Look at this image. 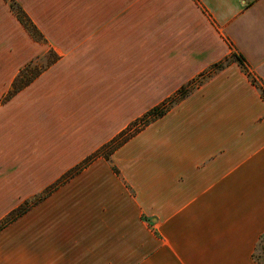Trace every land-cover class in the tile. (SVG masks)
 <instances>
[{
	"label": "crops",
	"instance_id": "crops-1",
	"mask_svg": "<svg viewBox=\"0 0 264 264\" xmlns=\"http://www.w3.org/2000/svg\"><path fill=\"white\" fill-rule=\"evenodd\" d=\"M16 1L48 45L0 0L7 90L50 48L60 60L0 107V225L132 123L96 119L148 39L171 48L178 82L167 98L233 53L264 88V0ZM112 165L119 176L100 158L2 229L0 264H264L253 258L264 238V99L238 64Z\"/></svg>",
	"mask_w": 264,
	"mask_h": 264
},
{
	"label": "trees",
	"instance_id": "trees-1",
	"mask_svg": "<svg viewBox=\"0 0 264 264\" xmlns=\"http://www.w3.org/2000/svg\"><path fill=\"white\" fill-rule=\"evenodd\" d=\"M4 1L8 4L10 11L15 16L19 24L22 26L24 31L28 34V36L35 43H38L40 45H48V41L46 40L42 32L38 29V27L35 25V23L32 21L30 16L22 8V6L16 0ZM59 60L60 56L52 48H50L45 54L40 55L31 60L28 64H26L19 70V73L14 78L11 87L1 98V104L5 105L10 102L21 91L31 85L44 71L56 64ZM232 64H238L243 73L248 77L250 82L253 85H258L256 79L249 72L244 58L235 53L231 54L222 62L214 64L205 72L200 74L197 78L191 80L190 82L182 86L173 95L164 100L160 105L152 108L141 118L132 122L112 141L105 144L93 155L86 158L79 165L75 166L70 171H68L56 183L47 188L38 197L31 200H27L23 204H21L4 219V221L0 225V231L10 223L16 221L17 219L28 213V211H30L33 207L40 204L42 201L52 195L56 190H58L62 185L73 179L75 176L80 174L84 169L89 167L93 162L100 158L106 160L110 164L114 173L119 176L118 169L114 165H112V155L117 150H119L123 145H125L128 141L138 135L149 125L163 118L168 112L174 109V107L186 100L190 95L194 93L195 90L201 87L214 74L223 71ZM260 91L262 98L264 99V89H260ZM263 247L264 238L260 239L258 248L256 249V252L253 255L254 260L259 263H264V253H262L263 257L259 256L261 248L264 251Z\"/></svg>",
	"mask_w": 264,
	"mask_h": 264
},
{
	"label": "rangeland",
	"instance_id": "rangeland-1",
	"mask_svg": "<svg viewBox=\"0 0 264 264\" xmlns=\"http://www.w3.org/2000/svg\"><path fill=\"white\" fill-rule=\"evenodd\" d=\"M39 18L41 20L42 16ZM170 59L171 48L158 45L153 38L148 39L146 47L132 48L130 61L123 64L122 77L115 80L113 95L109 87L107 93L101 96L96 121L134 122L151 108L160 105L168 97L167 92L175 88L178 82L171 78V73L166 69ZM7 66V63L0 64V107L1 98L9 90L8 83L3 82ZM256 87L264 89L259 84ZM262 253L261 248L259 256L263 257Z\"/></svg>",
	"mask_w": 264,
	"mask_h": 264
}]
</instances>
